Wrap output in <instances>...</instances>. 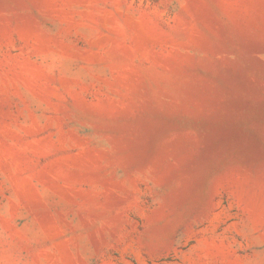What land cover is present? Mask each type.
Wrapping results in <instances>:
<instances>
[{
	"label": "rangeland",
	"instance_id": "rangeland-1",
	"mask_svg": "<svg viewBox=\"0 0 264 264\" xmlns=\"http://www.w3.org/2000/svg\"><path fill=\"white\" fill-rule=\"evenodd\" d=\"M0 264H264V0H0Z\"/></svg>",
	"mask_w": 264,
	"mask_h": 264
}]
</instances>
